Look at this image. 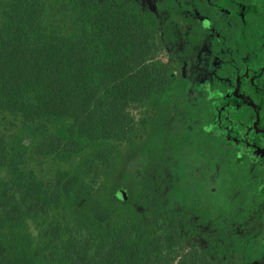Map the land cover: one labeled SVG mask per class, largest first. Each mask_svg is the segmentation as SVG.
Listing matches in <instances>:
<instances>
[{"label": "trees", "instance_id": "1", "mask_svg": "<svg viewBox=\"0 0 264 264\" xmlns=\"http://www.w3.org/2000/svg\"><path fill=\"white\" fill-rule=\"evenodd\" d=\"M160 34L122 0H0V264H210L146 209L143 183L116 196L175 88ZM72 165L79 207L65 220Z\"/></svg>", "mask_w": 264, "mask_h": 264}, {"label": "flooded vegetation", "instance_id": "2", "mask_svg": "<svg viewBox=\"0 0 264 264\" xmlns=\"http://www.w3.org/2000/svg\"><path fill=\"white\" fill-rule=\"evenodd\" d=\"M130 3L159 19L160 36L170 51L169 64L176 69L175 88L160 102L192 86L194 91L189 96L193 98L192 108L198 111L196 122L207 132L209 127L216 129L214 143L228 158L227 169L220 168V172L227 184L243 189L242 206L232 210V220L229 214L216 215L186 200L178 201L175 210L169 208V199L180 191L177 175L167 181L173 182L171 185L158 188L159 194H154L153 181L143 179L135 185L144 184L146 209L152 212L160 206L163 214L170 216L162 219L161 226L167 230L174 223L182 232L187 231L188 247L192 244L208 255L210 252V264H264V0ZM161 107L163 112L154 128L147 131L145 144L133 150L146 147L160 127L167 132L174 128L179 103H162ZM179 119L184 122L183 117ZM188 128L185 137L165 141L166 157L196 143L190 134L193 128ZM230 166L238 171H228ZM131 191L120 187L116 196L127 200ZM147 220L152 223L151 218Z\"/></svg>", "mask_w": 264, "mask_h": 264}, {"label": "rangeland", "instance_id": "3", "mask_svg": "<svg viewBox=\"0 0 264 264\" xmlns=\"http://www.w3.org/2000/svg\"><path fill=\"white\" fill-rule=\"evenodd\" d=\"M122 1L130 3L133 0ZM169 54L170 51H167L162 58L165 64L171 62ZM193 91L190 85L186 90H180L177 96L173 93L167 97L168 100L162 102L169 105L171 102L177 101L181 109L179 118L183 117L184 122L178 118L174 128L168 132L160 127L158 129L160 131H157L156 135L152 136L150 143L146 147L129 152L125 157L124 166L116 176V181L122 189L127 188L128 191H131L137 181L150 180L154 182L153 184H156L154 194H159L158 188L165 184L171 185L173 182L168 183L167 181L172 180L173 176L177 175L180 177L177 180L181 183L180 194L177 192L175 196L169 199V208L175 210L178 206V201L183 203L186 200L189 203L201 204L203 207L212 210L213 214L216 215L229 214V219L233 220L232 210L235 207L239 209L242 206L240 202L243 203L242 195L240 194L243 189L238 184L236 186H233V183L227 184V178H224V173L220 172V168L227 169L228 158L226 153L221 150V146L214 143V131L216 132V129L209 127L207 132L196 122L198 111L192 108L191 100L193 98L189 96L193 94ZM137 117L140 120L142 116L138 114ZM189 126L193 128L190 134L195 136L197 139L196 143L184 148L173 157H166L165 141L168 139L177 141L179 138L185 137L187 131H190ZM201 136L204 137L200 139ZM70 168L73 171V175L64 185L66 203L63 217L65 220L79 207L75 197L78 180L76 165H72ZM44 170H46L44 174L48 175V167L44 168ZM228 171L237 172L238 168L230 166ZM216 186H218L217 190H214ZM216 192L217 194L220 193V195H217ZM121 198L124 199V197ZM94 209L101 217L105 216V212L101 209ZM227 210H231V212L227 213ZM43 225L44 219H37L34 222L33 229L36 234H38Z\"/></svg>", "mask_w": 264, "mask_h": 264}]
</instances>
